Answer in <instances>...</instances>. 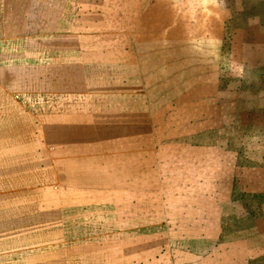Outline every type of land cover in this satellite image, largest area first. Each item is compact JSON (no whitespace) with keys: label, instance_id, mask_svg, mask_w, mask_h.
<instances>
[{"label":"rangeland","instance_id":"374dc122","mask_svg":"<svg viewBox=\"0 0 264 264\" xmlns=\"http://www.w3.org/2000/svg\"><path fill=\"white\" fill-rule=\"evenodd\" d=\"M42 3L55 49L125 65V125L98 145L123 168L107 195L1 212L0 264H264V0ZM43 159L0 194L46 182Z\"/></svg>","mask_w":264,"mask_h":264},{"label":"crops","instance_id":"0c3cea01","mask_svg":"<svg viewBox=\"0 0 264 264\" xmlns=\"http://www.w3.org/2000/svg\"><path fill=\"white\" fill-rule=\"evenodd\" d=\"M0 16V139L13 143L0 151V174H32L42 170L41 158L47 161L46 182L0 194V213L43 206L58 212L75 206L69 201L83 194L114 192L113 175L123 164L98 145L113 142L103 141L102 133L122 128L128 116L121 104L129 96L122 59L98 49L89 54L55 49L68 41L59 33L49 36L42 0L25 7L8 0ZM26 129H35V141L24 137Z\"/></svg>","mask_w":264,"mask_h":264}]
</instances>
